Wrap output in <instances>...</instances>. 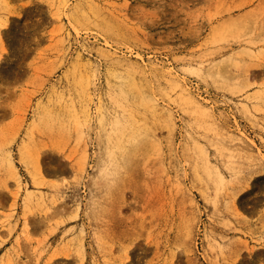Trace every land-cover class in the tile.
<instances>
[{
    "label": "rangeland",
    "instance_id": "1",
    "mask_svg": "<svg viewBox=\"0 0 264 264\" xmlns=\"http://www.w3.org/2000/svg\"><path fill=\"white\" fill-rule=\"evenodd\" d=\"M261 170L264 0H0V264H262Z\"/></svg>",
    "mask_w": 264,
    "mask_h": 264
},
{
    "label": "snow or ice",
    "instance_id": "2",
    "mask_svg": "<svg viewBox=\"0 0 264 264\" xmlns=\"http://www.w3.org/2000/svg\"><path fill=\"white\" fill-rule=\"evenodd\" d=\"M35 22L34 21H30V24H29V30H31L32 28V24H34ZM21 44L23 46V39L21 41ZM257 173L256 172H252L251 173V177H253L252 179H249L248 181V184H249V187L247 188V190H244L240 196V199L241 200H244L246 197H251L254 193V191H256L255 187H254V184L256 182H258V179L259 180H264V170H261L259 172V178L256 179ZM238 191V190H237ZM235 194V192H234ZM258 200L261 202L260 205H259V211H260V214L261 215H264V193H262L259 197H258ZM262 237H264V234H262ZM261 247H264V244H261ZM138 264H145L144 260L141 259ZM262 264H264V261H262Z\"/></svg>",
    "mask_w": 264,
    "mask_h": 264
},
{
    "label": "bare ground",
    "instance_id": "3",
    "mask_svg": "<svg viewBox=\"0 0 264 264\" xmlns=\"http://www.w3.org/2000/svg\"><path fill=\"white\" fill-rule=\"evenodd\" d=\"M24 164H25V163H24ZM26 165H27V163L25 164V166H26ZM27 168H28V166H27ZM27 168H26V169H27ZM28 169H29V168H28ZM29 170H30V169H29ZM30 171H31V170H30ZM30 171H29V172H30ZM31 175H32V174H31Z\"/></svg>",
    "mask_w": 264,
    "mask_h": 264
}]
</instances>
